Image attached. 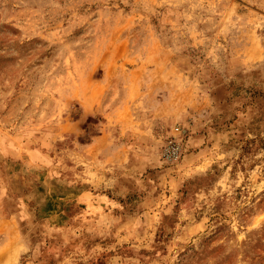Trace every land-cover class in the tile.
<instances>
[{
    "label": "rangeland",
    "instance_id": "obj_1",
    "mask_svg": "<svg viewBox=\"0 0 264 264\" xmlns=\"http://www.w3.org/2000/svg\"><path fill=\"white\" fill-rule=\"evenodd\" d=\"M0 264H264V0H0Z\"/></svg>",
    "mask_w": 264,
    "mask_h": 264
},
{
    "label": "built area",
    "instance_id": "obj_2",
    "mask_svg": "<svg viewBox=\"0 0 264 264\" xmlns=\"http://www.w3.org/2000/svg\"><path fill=\"white\" fill-rule=\"evenodd\" d=\"M178 129V127L175 128V131H178ZM182 150L181 135L177 132H172L163 145L161 158L165 162L174 163L180 159Z\"/></svg>",
    "mask_w": 264,
    "mask_h": 264
},
{
    "label": "crops",
    "instance_id": "obj_3",
    "mask_svg": "<svg viewBox=\"0 0 264 264\" xmlns=\"http://www.w3.org/2000/svg\"><path fill=\"white\" fill-rule=\"evenodd\" d=\"M101 138H103V135H101V134H99L98 136H96V140H98V139H101Z\"/></svg>",
    "mask_w": 264,
    "mask_h": 264
}]
</instances>
